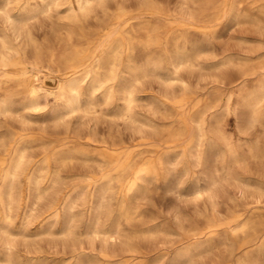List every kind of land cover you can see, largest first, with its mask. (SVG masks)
<instances>
[{
	"label": "rangeland",
	"instance_id": "374dc122",
	"mask_svg": "<svg viewBox=\"0 0 264 264\" xmlns=\"http://www.w3.org/2000/svg\"><path fill=\"white\" fill-rule=\"evenodd\" d=\"M5 1L0 0V48L8 40L11 46L26 48L29 55L35 50L34 43L47 49L62 48L60 42L64 41L84 46L91 56L103 53L107 59L112 49L122 50L119 42L127 39L128 31L145 27L138 37L145 42L150 25L159 30L150 46H138L131 52L135 59L145 56L138 65L156 60L158 72L146 71L136 81L134 73L125 70L131 55L125 52L119 63L123 77L114 83L113 91L96 89L94 110L68 117L70 131L65 127L50 131L51 136L75 144L73 151H82L61 164L56 186L41 198L34 191L28 196L25 174L20 175L14 190L16 203L10 209L7 181L0 221L9 215L6 225L15 236L0 235V255L12 253L17 264H82L77 263L79 256L92 264H264V126L250 124L251 108L239 104L236 95L230 106L225 99L239 88L244 96L254 92L264 76L260 68L264 23L253 17L264 7V0H257L253 7L250 0L233 4L234 15L227 14L231 2L216 0V6H224V14L215 22L198 15L203 0H118L127 4L123 17L117 16L119 4L110 0L107 15L98 8L96 14L82 19L83 29L76 27L72 37L65 5L50 12L40 11L39 5L31 13L26 11L23 21L11 23L7 11L19 17L24 0H12L3 8ZM142 9L147 11L135 14ZM20 29L23 33L16 37ZM229 59L232 61L227 62ZM243 71H247L245 76ZM47 80L54 83L57 78ZM211 98L217 106L204 111ZM127 110L131 117L124 114ZM200 113L209 123L217 120L224 136H200L196 126ZM3 116L0 133L27 131L35 138L42 133L34 122L35 114L29 116L33 121L17 113ZM105 146L130 154L132 166L122 172L121 179L103 177L104 169L110 174L118 172L116 161L105 164L83 154L103 152ZM253 148L259 151V158L246 164L233 161L235 154L246 160ZM42 152L40 145H34L28 154L37 158ZM227 166L232 171L226 176ZM140 167L146 168L143 180L129 189ZM198 186L205 191L196 193ZM123 204L135 211L130 221L119 217ZM54 206L59 209L56 217L50 214ZM98 221L103 226L120 223L124 235L108 242L94 236L89 230ZM67 225L74 228L75 236L61 232ZM51 228L58 233L50 235Z\"/></svg>",
	"mask_w": 264,
	"mask_h": 264
},
{
	"label": "bare ground",
	"instance_id": "6f19581e",
	"mask_svg": "<svg viewBox=\"0 0 264 264\" xmlns=\"http://www.w3.org/2000/svg\"><path fill=\"white\" fill-rule=\"evenodd\" d=\"M11 1L12 0H6L1 7L5 8L6 6L10 5ZM32 1H34V5ZM115 1L117 2V4H119L117 16H126L125 13L128 9L127 4L125 2H119L118 0ZM247 1L248 0H228V2L231 3L227 14H236V11L232 8L233 4H244ZM250 1L251 4H253V7L257 0ZM109 2L110 0H24V4L22 5V8L19 12V17L14 16L12 13H10V11H7L6 14L8 20L12 23L16 19L23 21V19H25L23 18V14L26 11L28 13H31V11L34 10V7H37L39 5L40 11L42 12H50L52 10L59 9V7L62 5H65L66 10L68 11L67 18L71 22V27L68 29V34L72 37L74 34H76V27L83 29L81 25L82 19L88 18L89 16L96 14L98 8L102 10V13L105 12V14L107 15L111 5ZM217 2L216 0H203L202 6L200 7V11L198 14L202 20L207 22H215L219 19L222 13L224 14V6H216L215 3ZM249 7H251V5ZM146 11L147 10L142 9L136 12L135 14L141 15ZM161 12L163 13V11ZM253 17H255V20L260 24L264 23V7L261 6L257 10V12H254ZM170 22L171 21H169V23ZM144 28L145 27H142V29L140 30H133V32L128 31L127 33L129 35L127 39L125 38L124 41L119 42V46L122 47V50H120V48L112 49L111 52L108 53L109 57L107 59L104 58L103 53H98L94 56H91L84 46L72 45L64 41L60 42L61 45H63L62 48L58 47L47 49L42 48L38 44H33L31 42L33 45H35V50L32 55H29L26 48L19 49L14 46H11L8 40L2 41V46L0 48V115L9 117L11 114L17 113L23 117L30 118L29 116L35 114L37 115V119H35L34 122L42 129V133H40V135L36 138L33 136L34 134L32 135L30 132L27 131L19 134H7V131L9 130H6L7 133H5L4 131L0 133L1 202L5 200L4 188L7 184V181L10 180L9 184L11 186V190L9 192V199H7V203L10 209L14 207L16 203V195L14 191L15 184L16 181L19 180L20 175L22 176V174H25L27 180V185L25 186V188L28 192V196H30L32 194V191H34L35 196L37 198H41V196H43L45 192H47L52 186H56L58 184L61 178V164L66 163L68 160L75 158L77 154L82 151L79 148L73 151V149L71 148L74 147L75 144L71 145L61 136H51L52 133L50 131H52L53 129L57 131V129L61 127H65L67 130L70 131L71 128L68 124V121H70V119L67 120L68 117L70 118L71 115L78 112H84L86 114L91 110H94L96 108V105L94 103V99L97 96L94 95L96 89L108 87L110 93L113 91L114 83L116 84L117 80H119L120 77H123L121 75L122 70L119 69V63L124 59V57H122V54H124L125 52L126 55L131 54L128 59L130 63L126 66L125 70H131L134 73L136 81L139 80L141 75L144 74L146 71L152 70L158 72V63L156 62V60L149 59L144 64L138 65V63L142 61L145 56L142 55L138 59L132 58L131 52H133V50L136 49L138 46H150L153 42L152 36L154 34H157L159 30V27L157 28V26L155 25H150L149 28L146 30L149 38L147 41L144 42L139 39L141 38V32ZM15 32H17L16 29ZM28 32H25V34ZM22 33L23 31L20 33H15L16 37L21 36ZM24 36L26 37V35ZM80 40L83 41V39ZM31 41H33L32 38ZM134 60H136V62ZM230 61H232V59H229L227 62ZM174 67L176 66L174 65ZM260 68L264 69V58L260 61ZM246 74L247 71H243V75L245 76ZM49 76L56 77L57 81L54 83H50V81L47 80ZM186 86H188V84H186ZM88 87L91 88L90 91L86 90V88ZM130 93L132 92L130 91ZM234 95L238 97L239 104L247 105L249 108H251L252 114L250 124L253 126H256V124L264 126V76L259 79V84L256 90L254 92H251L247 96L242 95V88H239L237 91L235 90L229 92V94L225 96L227 106H230ZM51 97L53 99V102H50L49 98ZM216 103V99L211 98L204 105V111H208L210 109L215 108L217 106ZM235 109L237 113L238 107ZM124 114L129 115V117H131L130 110H127L126 112H124ZM30 120L33 121L32 117L30 118ZM0 121L3 122V120L1 119ZM209 122L203 116V113H200L197 116L196 126L198 127L200 136L205 137L209 133H213V135L216 136H224L222 128L217 120L214 123ZM89 127L91 128V125ZM169 133L170 135H172L174 132L170 130ZM76 135L77 134L75 133V136ZM92 139L95 140L96 138L92 137ZM106 141V139L103 140L104 143H106ZM34 145H40L43 150L42 155L37 158L28 154L29 149ZM110 149V147L105 146L103 152H92L89 154L84 151L83 154L86 155V158H90L91 160L94 157H98L101 159L102 163L105 164L111 163L112 161H116L117 164L115 166L118 167V172H113L110 174L108 173V169H104L103 177H108L111 179L120 177L121 179L122 172L132 166L130 163V154L118 147L114 148L113 150ZM229 150L232 152L231 148ZM252 158H259V151L257 150V148L251 149L250 154H248L246 160H244L240 155L235 154L233 157V161L236 162V164H246L247 162H249L248 160ZM260 159L262 160L261 157ZM229 166H227V168L223 172V175L227 176L231 174L232 168L230 169ZM145 171V167H140L136 169V171L134 172V177L132 178V181L130 183L129 189L141 184ZM226 176L225 178H227ZM217 178L215 177V179ZM178 185L180 186L179 182ZM203 191H205V189L202 186H198L195 189L196 193H201ZM58 211V207L54 206V210L50 214L56 217ZM134 212H132L130 208H127L125 204H123L120 209L119 217L121 219L124 218L125 220L130 221L134 217ZM9 217V215H5L4 217H2L3 219L2 221H0V235H2L3 233L9 236L14 234L15 236V233L11 229H9L8 225H6L8 224L7 221ZM73 218L75 219V217ZM249 223L250 222H248V224ZM251 224L252 223H250V225ZM120 225V223H115V221H113L108 226H103L100 225L98 221V224L91 228V230H89V233H92L94 236H101L108 242L111 239H116L124 235V232L122 231ZM247 230L249 231L250 229ZM61 232L66 233V235L68 236L76 235L74 228L69 225L65 226ZM57 233V230L51 228L50 235H56ZM15 242L17 241L15 240ZM11 248L12 244L8 243L7 249L11 250ZM106 252H108V250ZM5 255L6 256H4L3 254L0 255L4 256L2 258L3 260L0 259V261H4L8 264H17L15 263V261H13L14 258L12 259V257L14 256H11L12 253L9 252ZM76 260L77 263L92 264V262H88L80 256L76 258Z\"/></svg>",
	"mask_w": 264,
	"mask_h": 264
}]
</instances>
